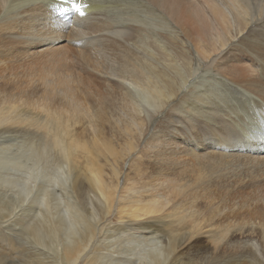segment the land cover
I'll list each match as a JSON object with an SVG mask.
<instances>
[{"label":"rangeland","instance_id":"obj_1","mask_svg":"<svg viewBox=\"0 0 264 264\" xmlns=\"http://www.w3.org/2000/svg\"><path fill=\"white\" fill-rule=\"evenodd\" d=\"M89 1L97 3L98 0ZM105 1H100V5L96 4L98 12L92 14L90 19L81 20V27L71 24L72 30L75 28V33L79 30V34H71L72 31H69L66 41L57 43H62L60 47L51 42L40 46L38 55L32 58L20 56L14 60L5 56L8 52L5 47L0 49V70L10 68L6 73L0 71V98L2 102L14 98L12 103H2L0 109L10 120L18 121L16 125L9 121L5 124L8 126L0 129V194L11 197L6 198L7 201L4 200L8 204L0 203V264H66L57 254L59 244H68L81 237L91 224L94 212H99L95 201L92 205L82 202L80 207L75 197L78 196L77 188L82 184L73 167L69 165V168H65L57 150H44L40 145L41 137L47 133L46 130L40 129L45 125L49 114H63L67 119L73 115L62 102L61 90L51 92L53 88H50L46 92L41 84L44 81L59 83L73 77L71 71L74 74L82 72L80 65L67 58L70 54H67L65 61L62 60L67 65H58L52 62L50 56L44 55L47 50L57 47L70 51L71 46L82 47L81 49L88 47L85 49L102 63V69L105 70L97 74L99 77H95L97 83L92 79H88V82L91 84L90 88L97 86L93 96L100 104L99 108L108 107L107 118L99 122L95 118L86 117L70 130L73 135L79 137L82 146L95 148L107 142L119 155H124L123 160L119 162L120 176L119 189L115 194L116 201L111 205L105 222L99 225L85 257L83 256L78 264H93L95 260L98 264L159 263L164 258L162 255L167 246V236L161 234L159 239L155 240L148 230L139 229L141 225L154 222L157 217L151 218L138 213L144 202L139 204L136 201L147 198L148 190L151 189L149 181L158 163H169L168 158L160 159L155 153L167 150V143L175 139L180 147L192 149L191 135L195 130L194 124L204 110H201L199 105L195 106L198 114L191 119L194 113L190 109L193 106L188 103L189 100L193 99L195 93L205 94V90H212L211 97L205 101L203 107L211 108L212 102L220 108H228L229 114L228 110L220 112L219 115L224 117L225 123H220L219 126L228 127L236 141L237 138L247 139L252 127L246 114V106L236 104V101L242 100H235L231 92L225 90V86H238L253 96L254 100L264 101V97L253 90L260 83L264 85V0H157L167 10L156 6L153 0H149L150 3L147 0ZM71 15H66L63 21L72 23L75 15ZM101 22L106 24L105 30H89V27ZM116 28L118 30L114 32ZM258 33H262V37L256 39ZM109 42H117L119 46L115 49L107 48ZM127 52L140 57L137 58L136 64L143 62L141 57H145L166 71L164 77L159 80V85L168 84L166 92L173 97L159 100L155 110L149 109L150 99L156 97L151 94V90L144 91L142 86L132 89L129 86L135 83L134 77L126 74L123 87L118 91L114 90V82L120 83L123 80L119 75L121 70L126 69V64H122L121 59ZM167 52L176 60L173 68L169 66L171 61L166 59ZM75 56V53L71 55L72 58ZM9 74H16L17 77L5 80ZM215 82L221 86L224 84L222 89L225 91L213 90ZM106 88L110 93L105 92ZM161 90H165L164 85ZM117 93L127 99V107L122 105L121 99H106ZM205 118L200 117L198 125L202 135L204 132L209 133L207 129L218 125L216 116L215 122L207 125ZM33 123H37L40 129L31 128ZM127 124L131 125L128 130L125 129ZM17 127L24 130H18ZM175 133L189 135L182 138ZM211 134L206 143L215 141L217 144L218 138L215 133ZM93 138L97 142H94ZM165 138L167 141L164 142ZM129 142L133 147L131 151L128 148ZM96 151H99V148H96ZM76 156L79 166L77 172L91 177L90 166L84 153L78 150ZM186 159L190 160L189 157ZM186 159H174L173 162L189 164ZM113 163L109 154L106 158L97 160V164L104 168L108 183L113 181L110 166ZM253 164L254 162L249 161L246 165L248 167L243 168L237 164V170L231 169L226 175L221 172L211 173V188L221 192L222 198L217 200L220 205L216 199L214 200L217 204L212 202L214 207L223 211L221 217H216L205 229L194 232V238L179 248L180 255L185 254L181 255L183 260L197 257L202 264H234L238 256L209 258L204 249L208 241H212L209 233L217 228L222 231V228L218 227L219 220L224 223L226 215L235 216L233 220L230 219L232 226L229 227L227 239L224 241L228 250L230 245L239 250L247 248L262 238L260 234H264V229L259 221L254 220L251 212L257 210L254 207L260 205L255 199L257 190L252 184L262 185L258 182L264 181V165L255 169ZM190 165L192 163L187 167ZM192 172L193 169L187 174ZM125 183L127 188L123 190ZM191 184L187 182L189 188ZM245 186L248 189L241 192L248 194L250 189L252 194L242 196L246 197L244 199L241 197L240 200H233L232 195L238 194L233 191H239ZM12 197L14 201L16 199L14 203ZM24 205L32 211L27 216L22 212L24 207L21 206ZM133 213L135 218L132 217ZM215 222L216 224H213ZM35 228H39L43 233L44 240L40 244L30 236V232ZM234 234H239V237L233 240ZM170 236L179 237L180 234L173 233Z\"/></svg>","mask_w":264,"mask_h":264},{"label":"bare ground","instance_id":"obj_2","mask_svg":"<svg viewBox=\"0 0 264 264\" xmlns=\"http://www.w3.org/2000/svg\"><path fill=\"white\" fill-rule=\"evenodd\" d=\"M100 1L105 0H98L97 3L95 1L90 2L89 0H0V49L5 47L8 50L5 56L11 58L12 60L20 56L32 58V56L38 55L37 50L40 46H46L51 42L57 44L63 40L66 41L69 31H72L71 34H76L77 32L79 34V30L76 33L74 31L75 28L72 30V28L70 27L71 24H75L74 26L77 27V25H81V20L90 19L89 17L92 14H96L98 12L96 4H98ZM147 1L149 2V0ZM153 1L155 2L156 6L167 10L162 5V3H159L157 0ZM76 4L82 6V10L85 13L84 17L82 16L83 18H81V15L75 10ZM98 5H100V3ZM159 12L161 11L159 10ZM68 14L75 15L72 23H69L68 20L63 21L65 16ZM106 27V24L101 22L92 25L91 27H89V30L101 32L105 30ZM117 30L118 29L116 28V30L113 31L117 32ZM259 37H262V33L256 34L255 38L259 39ZM108 44L109 46L107 45V48L111 49H115L119 46V43L117 42H109ZM57 45V47H60L62 43ZM57 47L55 49L51 48L47 50L44 55H47L48 57L50 56L52 62L58 65L61 63H65L62 60L65 61L68 58L75 64L80 65L82 68V72L75 73V75L71 71V68H69L71 73L74 75L73 77H68L66 80L60 81L59 83H55L53 81H44V83L41 84V87H43L44 91L46 92L49 91L50 88H53L51 92H57L58 90H61L63 92L62 102L73 115L67 119L63 114L51 113L47 117L46 123L41 129L39 128L37 123H33L31 125V128L46 130L47 133L40 139L41 147H43L44 150H57L59 153V159L64 161V167L69 168V165L73 167V170L76 172V176L81 180L82 184L77 188L78 196L75 197L80 207L82 205V202H84L86 205H92V202L95 201V204L99 208V212H94L93 216L91 217V224L86 228V231L81 237L75 238V240H72V242L68 244L60 243L59 248L57 249V254L66 264H78L81 261V258L85 255V252L88 249L89 244H91L92 239L95 237V233L99 225L105 222L106 217L109 214L111 205L116 201L115 194L117 189H119V162L123 160L124 155H119L115 151V149L111 147V145L107 142H104L102 146H96L95 148L82 146L80 144L79 137L73 135V132L70 129H73L77 124H79L83 120V118H95L99 122H103L107 118L106 115L108 107L103 106L99 108L100 104L95 100L93 96L94 94H96L97 86H95V88H90L91 84L88 82V79H92L94 83H97L95 77H99L97 76V74L102 73L105 68L102 69V63L95 59L90 51L86 50L88 49V47H84V49H81L82 47L73 48L71 46L72 49H70V51H66L63 48L58 49ZM74 53L77 54V56L72 58L71 55ZM67 54H70V57L66 58ZM169 54L170 53L167 52L166 59H169L171 61V64L169 66H174L176 60L174 59V56H171ZM202 55L206 57L203 53ZM135 56L137 55L127 52L126 56L121 59L123 60L121 63L126 64V69L124 71H120L119 78L123 80H121L120 83L114 82V90L118 91L123 87V85L125 84L124 81H126L124 78L126 74L130 77H134L135 83L132 85L129 84V86L132 89L142 86V90L144 91L148 89L151 90V94L156 97L154 99H150L149 109L151 108L152 110H155L157 107L156 104L159 100H167L173 97L166 92L168 84H162V86L164 85L165 90H161L162 86L159 85V80L164 77L166 71L162 70L163 67H159L152 60H146L145 57L144 59L143 57H141V60L143 62H138L136 64V62L138 61L137 58L140 57ZM173 66L170 68H173ZM167 67H164V69H166ZM9 69L10 68H3L0 71L6 73ZM129 69H131V71H128ZM147 71L150 72L147 73ZM15 77H17L16 74H9L4 79L7 80ZM223 85L221 86L218 82H215V88H213V90L216 89L220 91H229L231 92L232 97L236 98L235 100H237V98L242 100L236 101V104H241L242 107L246 106V114L248 115L252 127L249 137L247 139L237 138L238 141H236L233 139L235 137L228 127L223 128L219 126L220 123H225L224 117L220 116L219 114L220 112L228 110V108H220V106H218L217 104H213L212 102H210L211 108L203 107L205 105V101L211 97L212 90H205V94L195 93L193 99L189 100L188 103L193 106L190 109L194 113L192 114L193 117L191 119L195 118V115L198 114V112L194 109L195 106L197 107L199 105V107H201V110H204V112L200 113V116L198 115L197 121L194 124L195 130L191 135L192 139L190 138L192 141V149L188 150L187 148L180 147L175 142L176 139L174 141H168L169 143L166 142L169 148L165 151L155 153V156H158L160 159L168 158L169 163H158L156 169H153L154 172L153 175H151V181H149V186L151 187V189L148 190L147 198L145 197L139 201H136L139 204L144 202L143 204H141L138 213H142L144 216H148L151 218L157 217L154 218V222H148L145 225H141L139 229L148 230L150 234L154 235L153 239L155 240H158L159 235L161 234L167 236V246L165 247L166 249L165 251H163L164 254L162 255L164 256V258L157 264L201 263L199 259H196L197 255L194 259L189 257V260H183L181 255L185 254L181 253L180 255V251L178 250L180 247L184 246L187 242L191 241L194 238L196 234L194 232L210 226L211 223L214 222V219L220 216L221 212L223 211L214 207L212 202H215L214 199H216L217 202V200L221 198V192H216L215 190H213V188H211V179L209 180L210 176L212 177L211 173L221 172L222 175H226L229 171L231 172V169L237 170V164L240 165V168H243L249 161L254 162L253 165L255 169H259L262 167V165H264V101H262L261 99L254 100L253 96H250L244 90L242 91L238 86L234 87L228 84V86H225L226 89L223 90ZM228 87L233 88L230 89ZM253 90L257 91L259 95H262L264 97L263 84L260 83L256 85ZM105 92L110 93V90L106 88ZM13 99L14 98L11 97L8 100L5 99V102H2L0 98V106L2 105V103L5 104L9 103L10 101V103L14 102ZM106 99H112L114 101L121 99L122 105L124 107L128 106L127 99L122 98L121 95H118V93L117 95H113L112 98L106 97ZM190 105L188 106L190 107ZM45 111L49 112L48 110ZM215 116L217 117L218 125L214 126L213 128L207 129L209 133L204 132V135L200 134L198 128V125L200 124V117H206L205 122L207 125L209 123L215 122ZM9 121H11L14 125L18 123V121L15 119L10 120L7 116H5V112L0 109V129L3 126H8L5 124ZM132 125L134 126V124ZM130 127L131 125L127 124L125 126V129L128 130ZM17 129L24 130V128L18 127ZM197 131H199V133ZM212 132L215 133V136L218 138L216 140L217 144H215V141H211L209 142V144L206 143L207 139H209V135H212ZM186 135L188 136L189 134H176V136H181L182 138H185ZM92 140L94 142H97L95 138H93ZM165 141H167L166 138L164 139V142ZM130 143L131 142L128 143V148L131 151L133 147ZM96 148H99V151H96ZM78 150H81L85 155L86 162L90 166L89 170L91 177L77 172L79 169L76 156ZM199 152H204V154H198ZM107 154H109L114 161L113 165H110L113 174V181L111 183H108L105 178L103 166L97 164V160H100V158L102 159L104 157L106 158ZM188 157L190 159L189 161L186 159ZM174 159H186V161H188L189 164L192 163V165L187 167L189 164H177L176 162H173ZM241 163H243L244 165H242ZM191 169H193V172L187 174V172ZM223 179L225 180V178ZM214 180H216V178H214ZM187 182L192 183L191 188L187 186ZM258 184L263 185L264 181L258 182ZM253 185H255V188L257 190L255 199L258 200L260 205L254 207L257 210H254L251 213L254 220L256 219L257 221H259L260 225L264 229V185L257 186L256 184H252V186ZM126 188L127 183H125V188L123 190H126ZM246 189H248L247 186L240 188L239 191H233L238 192V194H233L232 192L233 200H240L242 196H249L252 194V190L250 189L248 194H244L243 192H241L245 191ZM6 198L11 199V197L8 195L5 197V195L0 194V203L2 202L3 204H8L4 202ZM242 198L244 199L246 197ZM12 201L14 203L16 199L14 201L13 198ZM223 203L225 204V202ZM218 205L220 204L218 203ZM25 206L26 205L21 207H24L22 209L23 215L27 216L32 211ZM226 206H224V208ZM132 217L135 218V213H133ZM233 218H235L233 214H230V216L226 215V220H224V223H221L219 220L218 227L222 228V231L220 232L216 227V230L212 231V233H209L210 237H212V241L210 243L208 241V245L204 248L208 252L209 258H230V256L235 255L239 258L234 261V264H264L263 233L260 234V237L262 238L259 239V242L252 243L251 245H248L247 248L239 250L236 249L234 245H230L228 250V247H226V242L224 243V241L227 239V232L229 230V227L232 226V221L230 222V219L233 220ZM250 219L252 221V218ZM202 224H204L205 226H203ZM213 224H216V222ZM173 233H179L180 236L171 237L170 235H173ZM30 236L39 244L44 240L43 233L39 228L33 229L30 232ZM237 237H239V234H234L232 236V239L234 240ZM93 264H98V262L95 260Z\"/></svg>","mask_w":264,"mask_h":264},{"label":"snow or ice","instance_id":"obj_3","mask_svg":"<svg viewBox=\"0 0 264 264\" xmlns=\"http://www.w3.org/2000/svg\"><path fill=\"white\" fill-rule=\"evenodd\" d=\"M75 10H76L81 16H84V15H85L84 11L82 10V6H81V5L76 4V5H75Z\"/></svg>","mask_w":264,"mask_h":264}]
</instances>
